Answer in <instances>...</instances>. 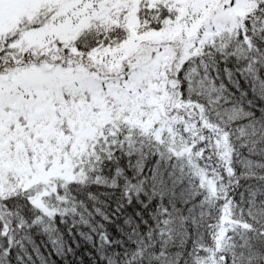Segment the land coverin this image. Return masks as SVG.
I'll return each instance as SVG.
<instances>
[{"label": "snow or ice", "instance_id": "obj_1", "mask_svg": "<svg viewBox=\"0 0 264 264\" xmlns=\"http://www.w3.org/2000/svg\"><path fill=\"white\" fill-rule=\"evenodd\" d=\"M257 29L264 0H0V201L23 194L51 216L45 202L84 175L99 144L138 134L153 181L167 187L187 164L206 189L207 239L191 264H252L264 195L238 204L209 161L228 155L225 121H247L236 131L249 139L264 124L223 107L224 85L207 73L189 82L206 104L178 84L186 61L233 55Z\"/></svg>", "mask_w": 264, "mask_h": 264}, {"label": "trees", "instance_id": "obj_2", "mask_svg": "<svg viewBox=\"0 0 264 264\" xmlns=\"http://www.w3.org/2000/svg\"><path fill=\"white\" fill-rule=\"evenodd\" d=\"M262 32L256 30L250 45L236 41L233 55L221 58L217 53L213 59L206 51L203 57L186 61L179 70L183 98L207 103L189 87L190 81L195 83L207 73L217 88L224 85L223 107L242 105L257 126L264 124ZM241 123L247 121L224 122L231 132L228 155L213 154L209 163L223 177L232 199L246 206L251 197L264 195V137L240 136L236 129ZM154 160L138 134L129 138L118 133L84 159L82 177L65 182L59 198L45 202L49 209H56L51 216L30 205L23 194L0 201V264H93L95 260L100 264H177L182 259L179 252L206 242V235L201 243L194 232L187 236L192 223L204 225L206 189L187 164L183 170L172 169L167 187H161L152 179ZM160 205L165 221H159ZM184 205H189V211ZM152 213L153 219L149 218ZM254 249L252 264H264V243L257 241ZM191 261L188 257L186 264Z\"/></svg>", "mask_w": 264, "mask_h": 264}, {"label": "bare ground", "instance_id": "obj_3", "mask_svg": "<svg viewBox=\"0 0 264 264\" xmlns=\"http://www.w3.org/2000/svg\"><path fill=\"white\" fill-rule=\"evenodd\" d=\"M263 178H264V175H263ZM139 203H140V205L142 204L141 202H139ZM140 205H138V206H140ZM184 207L186 208L187 211H189V209H188L189 205H184ZM146 208L148 210H151V208L148 207V206H146ZM159 211H162L160 213V215H159V221L160 220L165 221L166 220V215H165V212L163 211V205L159 206ZM183 214H184V217L185 216H187V217L189 216L186 212H183ZM136 215L140 216V214L137 213V212H136ZM154 217H155V213L154 214L152 213V214L149 215V218H151V219H153ZM140 218H142V217H140ZM189 221H192L191 217H190ZM189 228L190 229L188 230V234H187L188 238H189V234H191V232H194V236L196 237L197 241L199 243H201L202 236L205 235L204 225L202 226V228H200V227L194 226V224L192 223V225ZM190 238H191L192 241H195V239L193 238L192 235L190 236ZM201 245L202 244L194 246L191 249H186V250H182L181 252H179L178 254L181 255L182 259L179 260V262L177 264H186L187 258L188 257L189 258L192 257L193 253L197 252ZM161 247H162V250H164L166 248L165 245H162ZM168 249H169V246H168ZM93 264H100V263L97 260H95V261H93Z\"/></svg>", "mask_w": 264, "mask_h": 264}]
</instances>
